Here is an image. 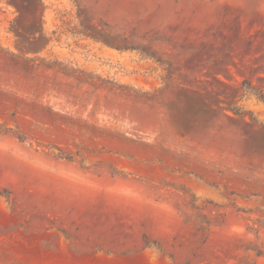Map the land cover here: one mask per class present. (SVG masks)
I'll list each match as a JSON object with an SVG mask.
<instances>
[{"label": "rangeland", "instance_id": "obj_1", "mask_svg": "<svg viewBox=\"0 0 264 264\" xmlns=\"http://www.w3.org/2000/svg\"><path fill=\"white\" fill-rule=\"evenodd\" d=\"M0 0V264H264V0Z\"/></svg>", "mask_w": 264, "mask_h": 264}, {"label": "bare ground", "instance_id": "obj_2", "mask_svg": "<svg viewBox=\"0 0 264 264\" xmlns=\"http://www.w3.org/2000/svg\"><path fill=\"white\" fill-rule=\"evenodd\" d=\"M249 4H255L258 0H243ZM122 9L134 6H141L148 9L156 11H162L165 8H169L171 6V0H121ZM183 6L186 13L192 17L194 20L196 19H205L213 10L216 9L217 3L210 4L207 7L198 10L197 13H193L191 6L188 0H183Z\"/></svg>", "mask_w": 264, "mask_h": 264}]
</instances>
